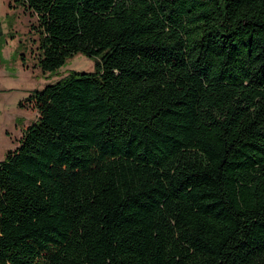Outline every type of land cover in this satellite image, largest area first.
<instances>
[{"label": "trees", "instance_id": "obj_1", "mask_svg": "<svg viewBox=\"0 0 264 264\" xmlns=\"http://www.w3.org/2000/svg\"><path fill=\"white\" fill-rule=\"evenodd\" d=\"M36 67L0 161V264H264V0H10Z\"/></svg>", "mask_w": 264, "mask_h": 264}, {"label": "rangeland", "instance_id": "obj_2", "mask_svg": "<svg viewBox=\"0 0 264 264\" xmlns=\"http://www.w3.org/2000/svg\"><path fill=\"white\" fill-rule=\"evenodd\" d=\"M31 23L34 20L12 1L0 0V161L16 146L21 130L35 121V111L23 104L30 93L95 68L94 59L75 54L52 72L40 71Z\"/></svg>", "mask_w": 264, "mask_h": 264}]
</instances>
